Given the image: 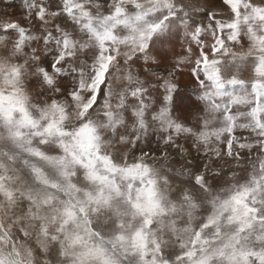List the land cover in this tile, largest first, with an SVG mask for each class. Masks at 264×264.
Returning <instances> with one entry per match:
<instances>
[{"label": "snow or ice", "instance_id": "obj_1", "mask_svg": "<svg viewBox=\"0 0 264 264\" xmlns=\"http://www.w3.org/2000/svg\"><path fill=\"white\" fill-rule=\"evenodd\" d=\"M222 3L22 0L0 22V264H264V0Z\"/></svg>", "mask_w": 264, "mask_h": 264}, {"label": "rangeland", "instance_id": "obj_2", "mask_svg": "<svg viewBox=\"0 0 264 264\" xmlns=\"http://www.w3.org/2000/svg\"><path fill=\"white\" fill-rule=\"evenodd\" d=\"M198 6L205 7L208 11L217 14V19H228L230 18V10L223 5L222 0H194ZM24 8L22 0H0V22L8 20L23 19ZM210 42V38H205ZM158 45L163 46L166 51V56L158 57V63L149 62L151 66L158 74L168 76L169 72L172 71L173 67L177 65L180 57H186L187 53L184 48L187 46L185 41H182L180 37H163L158 41ZM157 46H154V48ZM125 49H122V51ZM195 60V56H192L188 61L181 65V70L175 72L174 80L178 85L179 100L185 110L192 111L194 113L193 104L195 102V81L192 77L189 69ZM145 67L143 60L137 62L134 68L137 71L143 73ZM30 89L39 91L38 85H29ZM156 137L152 139V148H155ZM145 150H149L145 148ZM193 156L198 154L193 152Z\"/></svg>", "mask_w": 264, "mask_h": 264}]
</instances>
